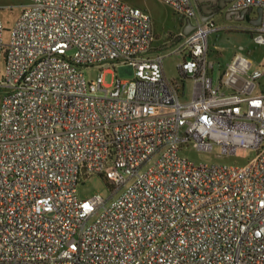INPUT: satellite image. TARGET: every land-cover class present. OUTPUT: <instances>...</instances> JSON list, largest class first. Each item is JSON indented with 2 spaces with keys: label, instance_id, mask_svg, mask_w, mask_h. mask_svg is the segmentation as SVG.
<instances>
[{
  "label": "built area",
  "instance_id": "2783aa9c",
  "mask_svg": "<svg viewBox=\"0 0 264 264\" xmlns=\"http://www.w3.org/2000/svg\"><path fill=\"white\" fill-rule=\"evenodd\" d=\"M26 1L8 43L0 18V264H264V71L238 55L216 85L207 56L218 30L193 0H160L195 22L173 52L181 81L194 84L185 102L164 55L149 57L146 11L123 0ZM248 9L264 21V0L230 3ZM95 67L88 82L83 69ZM216 146L255 158L227 166L183 155ZM94 175L108 199L78 197Z\"/></svg>",
  "mask_w": 264,
  "mask_h": 264
},
{
  "label": "rangeland",
  "instance_id": "374dc122",
  "mask_svg": "<svg viewBox=\"0 0 264 264\" xmlns=\"http://www.w3.org/2000/svg\"><path fill=\"white\" fill-rule=\"evenodd\" d=\"M127 5L140 8L146 11L152 18L153 29L156 32L155 41L149 54L150 58L158 54L164 55L163 67L172 78L179 77L178 65L181 57L173 54L178 48L173 47V36L176 33L177 16L175 11L163 4L160 0H123ZM26 0H0V18L4 24L3 40L8 43L11 30L19 17ZM212 23L217 32H213L208 37V60L216 62L222 69L233 60L235 54L246 57L251 66V72L256 69L264 71V45L255 41L257 29L246 23L230 20L227 9L221 10L212 19ZM264 26V21L261 28ZM181 42V41H179ZM70 55L73 52L69 53ZM116 72L122 78L120 66L109 64L105 66ZM100 73V67L83 69V74L88 82L96 81ZM113 74L105 76L106 85H112ZM259 90L264 91V77L257 82ZM192 89L191 80L186 82V93ZM183 155L196 164L227 165V166H246L255 158V151L240 149L235 156L224 155L220 146L214 147L210 153L200 152L192 147L183 151ZM102 195L105 199L110 196L109 187L103 176L94 175L83 180L78 186V197L82 200Z\"/></svg>",
  "mask_w": 264,
  "mask_h": 264
},
{
  "label": "crops",
  "instance_id": "0c3cea01",
  "mask_svg": "<svg viewBox=\"0 0 264 264\" xmlns=\"http://www.w3.org/2000/svg\"><path fill=\"white\" fill-rule=\"evenodd\" d=\"M206 8L207 7H209V6H205ZM204 7V8H205ZM206 12L207 13H209L207 10H206ZM175 14H176V16H177V27H176V33L174 34V35H172L174 38H173V42H174V44H173V47L175 48V47H179L180 46V44H181V42H179V41H181L182 39L179 37L180 36V34H184V35H186V33H189V31L191 30V26L189 25V23L187 22V21H184V20H182L181 18H180V16L175 12ZM228 16H229V19L230 20H232L231 19V17H230V15L228 14ZM193 24L195 23V22H192ZM192 24V25H193ZM191 32V31H190ZM154 35H156V32L154 31ZM159 55H163V54H158V55H156L155 57H157V56H159ZM238 55H240V54H235V56H238ZM234 56V57H235ZM240 56H242V55H240ZM179 57V56H178ZM234 59V58H233ZM182 60H183V57H181V61H180V63L182 62ZM179 63V64H180ZM219 65L216 63V62H209V60H208V74H209V76L214 80V82H215V84L216 85H218L219 83H220V81H221V78H222V76H223V73L225 72V70H226V68L225 69H222V68H220V67H218ZM163 69H164V67H163ZM164 77H165V79L167 80V81H169V82H174V81H178V82H180V88H179V92H180V94H181V97H182V100L183 101H185V102H187V101H190L191 99H193L194 97H195V95H194V84H193V82L191 81V83H192V89H191V92L188 94V93H186V82L187 81H189V80H185L183 83H182V81L180 80L179 81V79H180V76L178 77V78H172V77H170L169 75H168V73L166 72V70L164 69ZM262 92H264L263 90H259L258 89V87L256 88V90H255V94H260V93H262Z\"/></svg>",
  "mask_w": 264,
  "mask_h": 264
},
{
  "label": "flooded vegetation",
  "instance_id": "af4514ba",
  "mask_svg": "<svg viewBox=\"0 0 264 264\" xmlns=\"http://www.w3.org/2000/svg\"><path fill=\"white\" fill-rule=\"evenodd\" d=\"M210 2L211 4L209 5V7L204 8L209 12L207 15H204V18L208 19L209 17H211V19H209L207 22H212V19L215 17V15L218 14L223 9H227V7H228V14L230 15L231 19H235L241 23H246L249 26L255 27L253 24L256 23V21L259 18L257 13L258 9H248L245 11L231 12L230 11L231 2H228L226 0H210ZM240 12H246V14L244 16H241L239 14ZM197 14L201 20L198 10H197ZM262 24H263V18H262Z\"/></svg>",
  "mask_w": 264,
  "mask_h": 264
},
{
  "label": "water",
  "instance_id": "95a60500",
  "mask_svg": "<svg viewBox=\"0 0 264 264\" xmlns=\"http://www.w3.org/2000/svg\"><path fill=\"white\" fill-rule=\"evenodd\" d=\"M193 1H194V3H195V6H196V8H197L199 14H200L201 21H202L203 23H206L209 19H211V17H209L208 19H205V18H204V15H207V14H208V13L206 12V10L204 9V7H205V6H209V5L211 4L210 0H193ZM226 1L231 2L232 0H226ZM257 13H258L259 18H258V20L256 21V23H254L253 25H254L255 27H260V26H262L263 12H262V10L259 9V10L257 11ZM239 14H240L241 16H244V15L246 14V12H240ZM188 23H189V25L191 26V30H190V31H192V30L194 29V26L192 25V23H191L190 21H189ZM190 31H189V33H190ZM189 33H186V35H188Z\"/></svg>",
  "mask_w": 264,
  "mask_h": 264
},
{
  "label": "trees",
  "instance_id": "16d2710c",
  "mask_svg": "<svg viewBox=\"0 0 264 264\" xmlns=\"http://www.w3.org/2000/svg\"><path fill=\"white\" fill-rule=\"evenodd\" d=\"M181 79H179V81H180ZM184 81H182V83H183ZM107 183V182H106ZM108 185V184H107Z\"/></svg>",
  "mask_w": 264,
  "mask_h": 264
}]
</instances>
